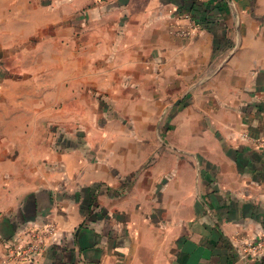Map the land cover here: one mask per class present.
Returning <instances> with one entry per match:
<instances>
[{"label":"crops","instance_id":"obj_1","mask_svg":"<svg viewBox=\"0 0 264 264\" xmlns=\"http://www.w3.org/2000/svg\"><path fill=\"white\" fill-rule=\"evenodd\" d=\"M83 16L84 53L98 56L95 73L120 88L117 99L194 89V111L178 117L171 142L202 157L205 171L165 147L147 164L160 148L148 131L146 143L123 145H104L112 136L102 132L99 160L64 154L62 174L43 170L39 149L28 160L3 146L0 264H264V252L240 248L264 232V148L255 143L264 135V0H98ZM50 158L58 165L59 154ZM32 224L48 230L44 247L12 261L9 247L29 241Z\"/></svg>","mask_w":264,"mask_h":264},{"label":"rangeland","instance_id":"obj_2","mask_svg":"<svg viewBox=\"0 0 264 264\" xmlns=\"http://www.w3.org/2000/svg\"><path fill=\"white\" fill-rule=\"evenodd\" d=\"M96 1L0 0V41L10 42L9 46L0 44V53L3 49L8 53L5 57L0 54V150L9 145L7 155L29 160L32 151L39 149L43 170L53 167L62 174L64 154L80 153V158L99 160L96 147L102 140L100 133L106 131L112 136L111 140H104V145L113 139L123 145L128 141L125 138L146 143L148 131L160 148L153 149L147 164L157 159L162 148H170L192 161L200 176L205 171V160L183 152L171 142L178 117L194 111V89H174L172 99H117L120 88L114 82L103 86L95 73L98 56L84 53L83 12ZM70 3H74V15ZM181 31L185 30H178L181 36H188L187 31L185 35ZM229 42L234 49L235 41ZM107 76H114V72ZM129 91L130 88H124V92ZM208 119L205 117L203 122L212 128ZM139 126L146 131L145 135H141L140 129L138 138L124 136L136 133ZM217 135L223 141L224 137ZM255 143L264 148V135L257 137ZM52 151L60 156L58 165L50 162ZM206 171L218 175L216 169ZM43 227L30 225L29 241L9 247L12 261L22 260L15 259L17 250L32 246L36 233H48ZM258 236L245 239L240 248L245 249L246 241Z\"/></svg>","mask_w":264,"mask_h":264},{"label":"built area","instance_id":"obj_3","mask_svg":"<svg viewBox=\"0 0 264 264\" xmlns=\"http://www.w3.org/2000/svg\"><path fill=\"white\" fill-rule=\"evenodd\" d=\"M181 32L184 35L186 34V31ZM35 236L36 238L34 244L26 248L18 249L17 256L15 255V259L25 258V256L39 252L44 247L46 243V234L39 232L36 233ZM242 251L244 253L246 251L250 252L253 255H257L258 253L264 252V232L257 238L246 241L245 249H242Z\"/></svg>","mask_w":264,"mask_h":264}]
</instances>
